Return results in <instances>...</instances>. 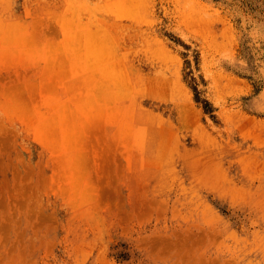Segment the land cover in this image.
Wrapping results in <instances>:
<instances>
[{
  "label": "rangeland",
  "instance_id": "obj_1",
  "mask_svg": "<svg viewBox=\"0 0 264 264\" xmlns=\"http://www.w3.org/2000/svg\"><path fill=\"white\" fill-rule=\"evenodd\" d=\"M264 0H0V264H264Z\"/></svg>",
  "mask_w": 264,
  "mask_h": 264
},
{
  "label": "bare ground",
  "instance_id": "obj_2",
  "mask_svg": "<svg viewBox=\"0 0 264 264\" xmlns=\"http://www.w3.org/2000/svg\"><path fill=\"white\" fill-rule=\"evenodd\" d=\"M253 107L259 112H264V91L254 97Z\"/></svg>",
  "mask_w": 264,
  "mask_h": 264
}]
</instances>
